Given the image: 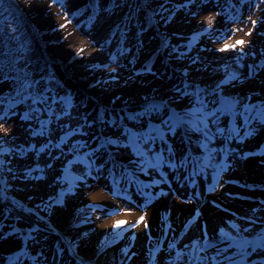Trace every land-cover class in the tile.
<instances>
[{
	"label": "rangeland",
	"instance_id": "obj_1",
	"mask_svg": "<svg viewBox=\"0 0 264 264\" xmlns=\"http://www.w3.org/2000/svg\"><path fill=\"white\" fill-rule=\"evenodd\" d=\"M37 5L41 6L43 11L37 10ZM231 5V0H195L189 8H180L172 23L166 28L172 32L174 39H188L191 38L190 36H194L196 42L194 43V52L198 50L201 52L198 64L206 65L207 69H203V71L201 68L190 70L188 77L202 73L204 77L202 76L203 78L195 82L206 87L209 86L208 88L215 92L209 100L203 99L207 106L203 111L210 112V107L213 106L211 102L218 96H229L238 102L232 112H226L223 115L217 113L216 116L207 118L210 121V127L216 130V135L223 140V142H215L210 145L211 149L216 152V162L220 164V181L218 183L220 185L216 189V195L214 193L210 195L200 206H206L208 211L211 210V214L215 210L216 217L214 218L222 217L217 216L218 214H224V217H227L219 230L225 229L231 222L237 223L235 217L240 213L244 214L243 211L247 207L258 201L264 202V184L257 183L256 180L248 181V179L237 178L241 168L245 169L244 176L247 175L250 168L254 176L259 174L264 177V124L252 119L255 109L251 107L252 104L259 101L261 106H264V61L262 63H243L239 58L241 52L242 54L248 53L252 47L264 48V0H239V7L234 13H232ZM79 7L80 3L76 0L65 2L60 0H26L21 4L23 11L35 22L46 47L52 46L53 59L59 63L57 70L60 74L64 73L67 84L81 92L86 91L94 100L98 112L107 110L118 113L124 110L125 118L118 120L123 130V125L134 124L132 119H129L131 116L129 110L133 106L132 104H122L120 97L116 94H125L128 86H151L154 89L151 90V94H166L165 90L171 92L175 90L172 86L176 81L174 80L176 76L161 79L153 73L141 74L137 72V69L143 68L159 50L157 43L153 42L148 44L145 49H141L140 53H149V58L143 62L136 58L130 63L129 56H126L122 60L116 59L117 61L108 65L106 69L95 70L96 61L104 58V55L108 53V49H105L101 40L104 38L105 28L111 22L113 15L99 16V19L91 24V30L83 33V31L75 30L74 25L77 22L72 23L75 21L72 13ZM41 14L45 18L49 16L54 22L50 23L47 28H41L35 21ZM253 21L256 22L255 25H253ZM76 38H83L86 44V47L79 48L80 52L86 51V48L89 49L85 54L90 60L81 64V71H73L71 66V62L78 58L76 54L70 58L56 56L59 52L57 46L69 43L71 39ZM238 40L243 41V44L236 45L234 49L220 51L225 45L236 44ZM173 65L177 70V67L181 66L180 64ZM221 85L226 88L216 91L221 88ZM1 92L2 85H0ZM185 93L188 95L181 93V96L184 100L191 101V91ZM63 97H67V94ZM148 100L155 101L154 98ZM145 103L146 99L136 109H142ZM49 108L50 110L40 105L38 110L26 119H22L18 113L12 110L0 120V125H2L0 127V148H2L0 163L2 170L8 172L11 191L15 195L14 199L21 202L20 198H23L24 201L32 205L41 201L46 195L54 194L57 190L56 195L59 202L56 211L54 210L52 216L49 217L50 221L54 222L52 220L54 218L56 228L60 229L72 248L95 263L110 264L108 260H111L117 264H146L152 255L153 247L162 242L154 256L153 264H172L176 247L180 257L176 264H187L191 247H193L190 243L197 241L199 246L205 241L201 236L204 231L200 229V224L197 222L200 220L201 213L195 215L186 226L178 224V227L175 226L176 229L171 226L173 225L172 218L168 217V220L164 218L166 221V224H163L165 230L158 236L156 235L154 241L146 244L142 241L143 236L140 232L144 231L143 223L147 222V217L152 210L151 206L148 210L138 211L137 203H134L132 199L130 201L118 197L117 190H119L120 196L125 189L123 175L115 176L112 187L106 180V168L103 165L104 159L110 158L107 155L111 154L116 159L133 160L135 164L149 166L148 169H145V172L149 174H160L159 170L158 172L157 170L150 171L154 162L157 161V165L161 166L169 165L170 162L167 163L166 159H163L165 157H158L155 153L152 154L153 157L149 158L152 162L133 157L128 149L130 146L125 143L126 135L120 130L112 132L110 129L116 127L113 126V123H106L108 129L105 127L98 132L96 129L98 125L90 124L84 113L72 104H64L60 100H55ZM198 108H200V104H198ZM157 117L160 116L157 115L155 118ZM148 119L150 120L151 117H142L139 120L145 123ZM212 120L217 122L212 123ZM218 128L222 131H217ZM142 129L145 133V129L143 127ZM117 135L119 143L113 146L109 145L110 147L97 146V142L103 138L115 140L113 137ZM89 149H91V153L86 157ZM109 149L112 151L108 152ZM245 152L251 153V155L243 160L242 156ZM67 160H70L69 166L64 170ZM95 161L98 162V166ZM33 167L35 171L32 170ZM84 172L87 173L84 174ZM63 173H66V177L61 180L60 176ZM260 179L262 181L264 178ZM225 188L228 191L223 192ZM103 196H106V199H103ZM223 196L224 198H222ZM185 198L188 200H183L196 203L188 196ZM225 199H228L231 204H233L232 202L236 204L230 209L229 205L225 204ZM110 200L112 202H108V210L102 211L98 206H94V204ZM148 200L150 201V199ZM164 200L159 201L162 202L159 203L162 207H164L162 205ZM70 212L73 213L71 220L65 218V214ZM121 212H131L133 217L130 222L123 228L109 235L106 234L108 238L102 234L103 239L100 238L95 243L88 241L89 247L86 249L87 241H83L86 237L82 229L85 228L84 231L98 235L95 228ZM161 213L154 210V214H157L156 222L159 221L157 230L161 228L160 225L163 221ZM1 215L2 212H0ZM141 216L144 217V220L137 223ZM204 216L203 221L206 219ZM149 226L150 224H148ZM5 230H0V264H6L10 259L15 258L12 256L8 258L16 250L13 248L16 247V243L8 241L9 238L5 237ZM219 230L216 234L218 238L220 237ZM183 231H186V234L182 237ZM46 235L44 236V233L38 231L33 232L34 238L31 241L30 255L26 254L28 252L22 256L19 255L15 263L32 264L31 260L36 257L40 259V263L42 261L43 264H53L52 257L55 256L57 245L59 246L58 238L55 235ZM180 236L183 238L181 244L173 245V242ZM212 243L208 242V245ZM218 244L224 245L225 243L220 241L215 246ZM170 245L171 247H169ZM116 247L117 251L114 250ZM215 250L216 247L208 251H201L200 256L215 255ZM131 255L133 256L130 259ZM262 258H264V250H258L252 254V257L245 260L244 264H252L253 261L255 264H260L259 260ZM60 264H73V260L65 255V250H62ZM199 264H211V261H200Z\"/></svg>",
	"mask_w": 264,
	"mask_h": 264
},
{
	"label": "snow or ice",
	"instance_id": "obj_2",
	"mask_svg": "<svg viewBox=\"0 0 264 264\" xmlns=\"http://www.w3.org/2000/svg\"><path fill=\"white\" fill-rule=\"evenodd\" d=\"M255 21H253V25H255ZM64 27V25H61ZM243 41L238 40L236 44L232 45H225L220 51H226L229 49H234L236 45H242ZM21 50H23V46H21ZM82 51V50H81ZM0 55L9 57L8 60H0V84L2 83H9L16 82L17 87L13 90L15 91L16 95L19 96L22 93H27L25 99L31 98L32 103L35 104L40 99L42 93L38 92L36 95H32L28 90L30 88L35 89L36 86L39 84V81L29 78V73L24 72L23 77L20 73L23 71L20 68L16 67V60L22 59L21 56H17L16 60L11 59V52L4 51L0 53ZM7 69L8 71H5ZM15 71L17 73L16 76H10L8 73ZM235 78V77H233ZM43 79V78H42ZM223 83V81H221ZM219 87V86H218ZM44 91H47L45 89ZM179 91V89H177ZM215 91V90H214ZM183 95H188L187 93H183ZM2 99V98H0ZM146 103L143 106V110L141 112L135 113L133 116H129V119H136L137 117H141L144 115H151L152 113H156L160 116V123L161 125L166 128L170 132H179L183 131L185 135L189 132H200L201 128L200 125H203L204 128H207V118L209 116H216L217 112L223 115L226 112H232V109L238 103L233 98H221L219 101V106L215 108V110L210 112H204L207 106L203 100L197 99V103L200 104V108L193 106L192 108L185 110L183 112H176L174 110H168L166 105L163 103H157L154 101H150L147 98ZM213 105L217 104V101L213 100L211 102ZM255 108V115L252 117L253 120H256L258 123L264 124V109L257 107L255 105L251 106ZM165 109L161 114V110ZM199 113V115H197ZM27 115L22 117V119H26ZM247 119V118H246ZM212 123H216V120H212ZM2 127V125H0ZM149 128L155 132V136H145L143 132H134L131 129L125 128L124 132L127 133V140L128 145L132 146L133 151L136 152L137 155H142L140 151H138V141L143 140L147 143L149 140H155L157 137L162 138L163 134L161 132V128L159 126L153 127L151 124ZM217 131H222V129H217ZM35 134V133H33ZM205 135H207L205 133ZM109 144L115 145L119 143L118 140H110L108 141ZM4 151H7L4 149ZM245 155H251V153H246ZM144 220V217L141 216L137 223H140ZM124 221H117L114 227H119L121 224H124ZM135 227V225H133ZM147 227V225H145ZM233 228H236V225H232ZM244 231H249V229H244ZM220 236H221V243H226V246L223 248H217L215 250V255L208 256H200V255H190L188 257L190 264H195V261H202L207 262L211 261V264H243V261L250 257L253 253L258 252V250H264V231L257 234V238L255 240H249L245 237H235L230 235L229 233L225 232L223 228L220 229ZM171 247V245L169 246ZM187 247V246H185ZM207 247H215L214 245H204L202 247L197 246V242L193 241V248L198 253L204 251ZM235 248L236 252L228 255L229 249ZM179 255V254H177ZM238 255L240 257L239 260L234 259L233 257ZM252 264H255L253 261Z\"/></svg>",
	"mask_w": 264,
	"mask_h": 264
},
{
	"label": "bare ground",
	"instance_id": "obj_3",
	"mask_svg": "<svg viewBox=\"0 0 264 264\" xmlns=\"http://www.w3.org/2000/svg\"><path fill=\"white\" fill-rule=\"evenodd\" d=\"M36 9L39 10L40 12L43 11L42 7L39 5L36 6ZM35 21L39 23L41 28H47L50 23L54 22V20L51 19L49 16H47V18H45L42 14L39 15ZM82 46L86 47V44H85V41L83 38L71 39L69 43H64V44L57 46L59 52L56 54V56L57 57L65 56L66 58H70V56L76 54L78 58H77V60L71 62L72 63L71 66H72L73 71H81V68H80L81 64L87 63L90 60L89 58L86 57V54H85L89 49L86 48V51H84V52L79 51V48H81ZM151 90L152 91L154 90L151 86L150 87L128 86V89L125 90V94H123V95L116 94V95H118L120 97L119 99H120V102L122 104H125V105L132 104L133 108L131 107L132 109H130V110H134V109L136 110L135 107L139 106L141 103H143L145 98H147V99H150V98L167 99L166 103L168 104V107H167L168 109L169 108L178 109L180 107H184L183 109H185L186 105L182 102L179 103V101L176 100V98H173L172 96H170V97L160 96L159 93L151 94ZM238 90H241V89H238ZM108 95L111 96L110 94H108ZM188 109H190V108L188 107ZM244 170H245L244 168L240 169L241 172L239 173L237 178H240L243 180L248 179V181L256 180L257 183L261 182V184H264V179H262V181L260 179V178H264L262 175L257 174L256 176H254L252 174L251 169L249 168L247 175L244 176ZM181 191H182V188L179 185V187H177V192L180 193ZM226 191H228V190H226V188L223 189V192H226ZM216 192L217 191H214V195H216ZM230 193H236V192H230ZM245 193H246V191H245ZM222 198H224V196ZM103 199H106V196H103ZM108 202H112V201L110 200L107 202H101L102 208L100 210H102V211L107 210L108 206H109ZM188 202L189 201H187V203H186V202H183L182 200H178L176 195H175L169 201H165V200L163 201L162 205H164V207H162L159 204L162 202L154 204L151 207L152 210L149 213V217H147V222L144 221V223H143L144 227H142V229L144 231L140 232L141 236H143L142 241L146 244H149L152 241H154V239L157 235V229H158V222L159 221L156 222V220H157L156 215L157 214L156 215L154 214L155 209H156V211L163 210L167 216L170 215L169 217L172 218L171 220L173 222V228L176 229L175 226L178 227V224H180V223L185 224L186 221L192 217L195 209L198 208V206H196V203H191V202L188 203ZM232 203L233 204H231V202H229L228 199H225V204H228L230 209L233 208L234 204H236L235 202H232ZM167 205H169V206H167ZM173 208H174V211H173ZM198 210L200 211L201 216L199 218L200 220L198 219L199 221H197V222L200 224V229L204 231V234H201V236L205 240L214 239L217 236L216 234H217L221 224H222V226L224 225L223 222L225 221V219L227 217H224V214H221V215L218 214L217 216H222V217H219L218 219L214 218V217H216V214L214 213L215 210L212 211L213 214H211V210L208 211L207 207L206 206L204 207V205L199 206ZM172 211H173V214H172ZM178 214H180V215H178ZM72 216H73V213H71V212L65 214V218H68V219L70 218V220L72 219L71 218ZM203 216L206 218L204 221H203ZM132 217L133 216L131 215V212H122L121 214H117L116 216H114L111 219L105 220L101 224V226L95 228L96 229L95 232L98 235H93V233L92 232L90 233V231L89 232L84 231L85 228H83L82 230H83L84 235L86 237L83 241H87V246H85L86 249H88L87 247H89V245H88L89 243H91V242L95 243L97 240L102 238V234H104V235L108 234L109 235V234L117 231L118 229L123 228L126 224H128L130 222ZM222 218H223V220H222ZM117 221H124L126 223L121 224L119 227H114V225L116 224ZM148 224H150L149 227H148ZM145 225H147L148 230L146 229ZM102 228H103V230H101ZM145 229H146V232H145ZM106 238H108L107 235H106ZM106 238H105V240H106ZM88 241H89V243H88ZM119 249H122V247H119ZM114 250L117 251V247L114 248ZM111 252H114V251H111ZM108 262L110 264H117L116 262H111V260H108Z\"/></svg>",
	"mask_w": 264,
	"mask_h": 264
},
{
	"label": "trees",
	"instance_id": "obj_4",
	"mask_svg": "<svg viewBox=\"0 0 264 264\" xmlns=\"http://www.w3.org/2000/svg\"><path fill=\"white\" fill-rule=\"evenodd\" d=\"M132 0H124L121 5H117L116 2L111 3L112 8L116 6L120 8H124L125 6H129ZM135 4L131 6V11L133 12L134 9L138 5H142L146 0H134ZM179 4L176 0H168L164 7H153L154 14L160 18L170 19L173 14H175V7ZM144 9V11L148 14L144 16V22L146 19H150V9L144 5L140 7ZM7 11V12H6ZM21 10L15 6L13 0H0V53L4 51L11 52V59L16 60L17 56H21L22 59L16 60V67L22 69L23 71L20 75L23 77L24 72L29 73V78L34 79L33 74L38 71L37 78L34 80L39 81L38 85H43L45 88L50 89V85L52 82H57L58 86L61 88L63 86L62 82L57 78L56 74L54 73L53 68L49 65V58L46 56L43 49L39 48V39L36 37V34L32 28L28 24V22L22 18ZM12 24L11 26L9 24ZM156 25V23H154ZM6 31V29L10 32V40H4L1 36L2 32ZM156 31L164 38V33L156 28ZM26 41L29 44L36 45L35 50L27 51L23 48L21 50V40ZM11 42L15 43L20 49V52L15 55V50L12 49ZM9 57L0 55V60H8ZM22 62L24 65H22ZM36 66H42V69L35 68ZM24 67V68H23ZM5 71H8L5 69ZM10 76H16L17 73L15 71L8 73ZM46 77L47 79L45 80ZM43 78V79H42ZM12 87L6 92L4 95V100L6 105H11L15 102L24 103L29 101V99H25L27 93H22L21 95L17 96L14 88L17 87L16 82H12ZM37 85V86H38ZM36 86V88H37ZM35 89L30 88L28 91L35 95ZM84 102H88V100L84 99ZM0 180L2 181L4 187L7 186V180L3 176L2 172L0 171Z\"/></svg>",
	"mask_w": 264,
	"mask_h": 264
}]
</instances>
